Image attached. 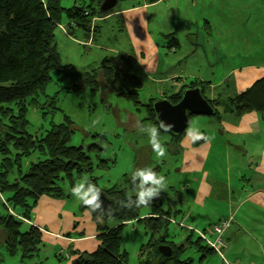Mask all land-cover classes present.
Instances as JSON below:
<instances>
[{
    "label": "rangeland",
    "instance_id": "rangeland-1",
    "mask_svg": "<svg viewBox=\"0 0 264 264\" xmlns=\"http://www.w3.org/2000/svg\"><path fill=\"white\" fill-rule=\"evenodd\" d=\"M74 1L60 0L61 9L63 8L60 12L61 24L54 31L53 41L62 63L70 64L75 71L84 74L85 71L93 68L92 65L100 62L104 56L114 54V52L107 50L108 47L123 50L127 43L125 40H121L123 37L118 25H116L117 18L112 16L102 17V20H99L96 24L97 28L94 31L91 30L90 36L85 35L88 36L87 39H93L90 44L84 43L87 39H83L84 34H82V31H76V37L74 38L68 35L64 27L67 17L66 10L74 5ZM127 2L119 1L112 10L115 11L124 7ZM77 4L80 7L95 9L97 3L96 0H77ZM111 11L108 13L111 14ZM158 13L160 15L159 31L162 35L168 29H171L181 43L191 41L194 36L198 37L204 46L199 51L204 50L207 54H209L210 48L213 50L210 53H215V48L224 46L223 48L226 50L223 52L219 50L218 52L223 55V53L230 52L233 49V55L239 56V59L238 57L234 59V61L239 60L238 63L242 61V57H249L250 62H254L256 65H260L261 62L264 63V0H249V6L247 5V7L242 3L237 5L236 2L231 0H179V2L178 0H171L170 2L166 0L160 5ZM151 29L156 31L157 27L151 25ZM91 34L94 35L95 40ZM160 38L157 37V44ZM115 39L117 43L114 41ZM161 50L159 74H155V79L161 77L163 82L151 80L146 73H141L144 78V86L139 94L140 105H134L131 100L119 98L110 92L103 94L92 91L89 86L83 83L82 77L78 80L80 85L78 92L68 90L67 88L72 85V82L68 79H62L61 75H57L56 72H51V80L46 84L44 94L38 96L36 104H32L27 108L26 117L29 122L27 131L33 136H40L45 131L47 132L52 124L63 123L65 117H67L73 123V132L68 142L69 146L78 147L84 144L86 147L98 145L102 148L96 153H90L92 173L84 175L83 178L87 177L93 182L96 181V185L103 191H112L115 184H124V179L129 181L126 182L129 185L131 174L137 167L138 154L144 155L145 158L143 163L139 164V168L151 167V165L146 164L148 157L156 161L161 159L152 150L148 135L138 130L140 125H154L147 120L149 112L148 110L146 112L144 105L148 104V100L163 99V91H165L166 96L170 95L171 87L179 81L173 79V77H178L180 71L177 61L178 54L169 53V50L165 47ZM224 57L223 55V58L218 62V67L222 69L228 68V63ZM189 62H192V60ZM188 65L190 70L194 71L195 63H188ZM180 79H183V77ZM189 81L182 84L187 85ZM53 96H56L53 104L54 109L49 105L50 98ZM189 120L188 128L202 127L200 129H205L209 135L217 138L215 132L210 130L206 123L208 120H216L214 116L193 115ZM160 137L163 144L170 141L168 134L161 133ZM212 143L219 151V143L215 139L212 140ZM166 151L167 155L162 159L165 163L160 165L161 172L158 174L167 178L168 187L165 192L161 193L159 198L160 209L163 212H170L171 222L167 230H161L154 238L146 230L144 222L132 220L125 223L121 229L120 247L126 252V264H139L144 258H147L142 255L141 250L156 243L155 237L159 241L165 240L167 243L172 244V248L177 247V258L180 261L187 259L191 264H224L221 255L227 258L229 264H249V261L258 259L259 251L253 257L243 256L247 253V247H253L250 241L244 238V233H240L238 238L236 236V240L229 244L232 245L230 256L225 251L227 248L225 246L226 248H221L219 252L212 249L210 253L202 257V252L197 250L194 244L199 237H201L200 245L205 244V239L213 242L217 235L214 233L211 236L210 232L215 230V226H218L221 230L219 233L220 240L224 245H228L224 233L232 225L231 221L241 218L247 220L250 216V210L246 205L237 208L236 205L225 204L222 199V196H227L225 192H219L218 199L211 195V197L204 199L202 203H195L193 200L196 192L194 181L197 177L191 180L188 177L180 180L179 174L174 171V168L181 160L174 153ZM221 151L223 150L221 149ZM212 153L214 154V151L211 149ZM218 158L223 159V156H218ZM1 159L0 156V163ZM100 160L106 161L107 168L102 166ZM30 161L35 160L30 157L29 160L21 162V172L27 170ZM222 161L224 162V160ZM211 174L212 177L210 176V178L213 179H226L228 177V173L224 170L214 171ZM229 175L231 181L234 180L232 187L234 189L240 187V183L233 179V170ZM16 176L17 171L12 172L8 180L13 182ZM81 179H75L73 186ZM192 181L193 187L183 190L184 184L188 183L189 185ZM58 185L65 195V200L68 201V206H71L76 198L71 194L72 187L70 183L60 180ZM128 191L131 193L133 190L128 189ZM8 196V193H0V214L6 211L2 202ZM36 205L37 203L35 207ZM148 212H150V208L143 207L139 211V215L144 217ZM226 219L230 221V224L223 227L222 221ZM106 225L110 228L117 226V219L108 217ZM203 232L206 237H202ZM187 239L191 241L189 242ZM183 243H185V249L181 248L179 250L180 245ZM169 262V264H174L173 260H169ZM60 263L66 264L64 259L58 260L48 245L42 247L39 255L35 254L33 258H22L19 252L11 255L0 231V264Z\"/></svg>",
    "mask_w": 264,
    "mask_h": 264
},
{
    "label": "trees",
    "instance_id": "trees-1",
    "mask_svg": "<svg viewBox=\"0 0 264 264\" xmlns=\"http://www.w3.org/2000/svg\"><path fill=\"white\" fill-rule=\"evenodd\" d=\"M102 1L96 0L98 9H90L80 7L75 0L74 5L66 10V33L73 38L78 30L82 31L84 37L90 35L91 30L97 28L99 20L109 14L99 12ZM123 1H132L136 6L141 2L153 4L159 0ZM62 9L60 0H0V193L9 194L2 202L6 211L0 214V231L9 253L13 255L19 252L22 258H33L40 250L41 231L36 226L25 224V220L30 219L38 199L42 196L53 199L65 197L58 182L67 181L73 187L75 179L92 173L90 153L102 149L98 145L69 146L73 123L67 117L63 123L52 124L51 128L40 136H33L27 131V108L36 104L38 96L44 94L45 86L51 80L50 73L56 72L62 79L70 80L72 85L68 90L78 92V80L82 77L83 83L92 91L103 94L110 92L119 98L131 100L134 105H140L139 94L144 86L143 77L132 64L128 54L104 56L84 74L75 71L70 64L62 63L53 41L54 31L61 24ZM116 23L120 24V20L117 19ZM164 40L166 49H177L179 46L178 39L173 34H165ZM194 87L200 86L191 82L164 98L176 104L183 90ZM200 88L203 94L202 86ZM55 98L56 96L50 98L51 107ZM156 100L149 99L148 104L144 106L146 112H149L147 120L159 128L152 111V104ZM207 101L214 109V117L220 113L235 116L250 112L264 114V76L232 97ZM161 133L167 134L163 130ZM184 133L185 131L180 136L168 134L174 148H177V143ZM30 157L35 161H30L27 170L21 172V162L29 160ZM96 158L99 159L97 156ZM99 162L107 168L106 161ZM152 168L159 173L158 167ZM15 171L17 176L10 182L8 177ZM126 182L129 181L124 179V184H115L112 191L104 190L109 198L117 202L116 209L109 217L116 218L118 225L110 228L106 225L108 218L104 220L98 217L99 246L90 254H80L74 264H126V252L120 247L121 229L125 223L132 220L144 222L146 230L153 238L161 230H167L171 214L160 209V199L148 206L150 212L144 217L139 215L143 206L131 209L122 206L121 202L125 201L129 194L128 189L133 190L132 182L130 181L129 185ZM93 183L96 184V181ZM92 215L97 218L93 212ZM155 240L157 242L153 245L142 248V255L147 258L139 264H169V260H173L174 264H191L187 259L180 261L177 258V247L172 248V244L165 240L159 241L156 237ZM200 240L201 237L194 244L204 257L212 249L206 243L201 246ZM161 243L169 244L172 248L170 257L159 253L158 247ZM181 248L185 249V243L180 245L179 250Z\"/></svg>",
    "mask_w": 264,
    "mask_h": 264
},
{
    "label": "crops",
    "instance_id": "crops-1",
    "mask_svg": "<svg viewBox=\"0 0 264 264\" xmlns=\"http://www.w3.org/2000/svg\"><path fill=\"white\" fill-rule=\"evenodd\" d=\"M165 1L159 0L153 4L141 2L136 6L134 2L126 1L127 4L124 7L112 10L108 15L120 20V24L116 23V25L123 37L121 40H125L127 44L123 50L110 49V47L107 50L114 52L113 55L128 54L134 67L140 73H146L151 80L156 82H163L161 77L155 79V74H159L160 52L166 46L164 45V35L169 33L176 35L171 29H168L163 35L159 31L158 9ZM231 1L236 2L237 5L242 3L245 7L249 6V0ZM151 25L157 27L156 31L151 29ZM87 37L85 36L83 39L86 40ZM157 37H161L158 44ZM92 40L89 38L84 43L90 44ZM114 41L117 43L116 39ZM178 42L177 49H167L169 53L178 54L177 61L180 68L178 77H173V79L179 80V83L176 82L175 86L171 87V94L179 91L185 85L182 83H187L190 80L187 85L194 82V84L202 86V95L206 100L226 99L249 88L256 80L264 76L263 62L256 65L254 62H250L249 57H242V61L238 63L239 60L234 61V59L237 57L239 59V56L233 55V49L223 53L228 68L222 69L218 67V62L223 58V55L218 51L226 50L223 48L224 46L215 48V53H210L213 51L210 48L211 50L207 54L204 50L199 51L204 46L196 36L191 41ZM190 60L192 62H189ZM188 63H195L194 71L190 70ZM181 77L183 79H180ZM162 94L164 98L165 91ZM214 118L216 120H208L206 123L210 130L215 132L217 138L209 135L205 129H200L202 127H198L209 140L193 143L186 135L188 123L183 137L177 143V148H174L171 141L165 143L164 146L168 152L174 153L181 160L174 168V171L179 174L180 180L187 177L191 180L197 177L194 181L196 184L193 199L195 203H202L211 195L218 199V193L225 192L227 196H222L225 204L236 205L237 208L242 205L248 206L250 210L248 219L232 220V225L225 231L224 237L228 242V245H225L227 247H225V251L230 256L232 245L229 244L234 242L240 233H244V238L249 240L253 247H247V253H242L243 256L253 257L259 251V258L249 261V264H264V114L250 112L242 116H235L229 113H220ZM213 139L219 143V151L212 143ZM211 149L214 154H211ZM218 156H223V159ZM164 163L162 159L156 161L148 157L146 164L158 167L161 172L160 165ZM136 164L137 169L139 164L138 162ZM223 170L228 173L226 179L210 178V176L212 177L211 172ZM232 170L233 179L240 183V187L237 189L232 187L234 180L232 182L229 175ZM192 187L193 181L189 185L185 183L183 190ZM67 202L65 197L62 199L40 197L36 207L34 206L32 210L30 219L25 220V224L36 226L41 231L39 251L48 245L58 260L64 259L66 264H74L80 254H90L99 246L97 223L100 220L93 216L89 209L81 205L79 200H73L71 206H68ZM224 222L230 224L227 219L222 221V223ZM204 232L202 236L206 237Z\"/></svg>",
    "mask_w": 264,
    "mask_h": 264
},
{
    "label": "clouds",
    "instance_id": "clouds-1",
    "mask_svg": "<svg viewBox=\"0 0 264 264\" xmlns=\"http://www.w3.org/2000/svg\"><path fill=\"white\" fill-rule=\"evenodd\" d=\"M173 127V125L160 121L159 128L154 125H140L138 130L148 135L152 150L157 157L163 159L167 155V151L164 144L161 143L160 131L169 132ZM186 135L193 143L209 140L198 127H189ZM131 182L133 191L127 194L125 201L121 202L122 206L128 209L150 206L153 200L160 197L161 193L165 192L168 187L167 178L158 174L151 167L135 169L131 174ZM101 191L95 183L84 177L73 186L71 194L90 212H95L101 216L111 215V206L105 207L103 200H101ZM221 259L224 260V264H229L223 255H221Z\"/></svg>",
    "mask_w": 264,
    "mask_h": 264
},
{
    "label": "water",
    "instance_id": "water-1",
    "mask_svg": "<svg viewBox=\"0 0 264 264\" xmlns=\"http://www.w3.org/2000/svg\"><path fill=\"white\" fill-rule=\"evenodd\" d=\"M118 0H103L99 5L100 13H108L116 7ZM152 111L155 115V121L159 126L160 121L166 124L173 125L171 131L165 132L172 136H179L185 131L189 123V118L193 115L213 116L214 109L210 106L208 101L203 97L200 87L187 88L182 91L180 100L176 104H172L168 99H159L152 104ZM101 200H103L105 207L111 206L112 212L117 207V202L109 198L104 191H101ZM159 197L153 200L158 202ZM100 219H107L111 215L101 216L93 212ZM159 253L164 257H170L172 248L168 245H160L158 247Z\"/></svg>",
    "mask_w": 264,
    "mask_h": 264
},
{
    "label": "built area",
    "instance_id": "built-area-1",
    "mask_svg": "<svg viewBox=\"0 0 264 264\" xmlns=\"http://www.w3.org/2000/svg\"><path fill=\"white\" fill-rule=\"evenodd\" d=\"M226 225H227V222H224L223 227ZM214 228H215V230L210 232V235H213L214 233H216V234L220 233L221 230L218 226H215ZM205 243L207 244L208 247H210L213 250H216L217 252H219L221 248L225 247L224 243L220 240L219 235H217V238L213 242H210L208 239H205ZM66 257H68V256H66Z\"/></svg>",
    "mask_w": 264,
    "mask_h": 264
},
{
    "label": "flooded vegetation",
    "instance_id": "flooded-vegetation-1",
    "mask_svg": "<svg viewBox=\"0 0 264 264\" xmlns=\"http://www.w3.org/2000/svg\"><path fill=\"white\" fill-rule=\"evenodd\" d=\"M145 160V158H144V155H139L138 154V164H140V163H143V161ZM160 199V198H159Z\"/></svg>",
    "mask_w": 264,
    "mask_h": 264
}]
</instances>
